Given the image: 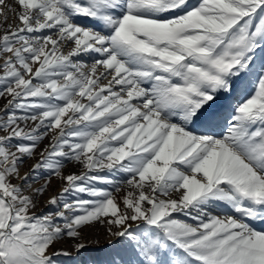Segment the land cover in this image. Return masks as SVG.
<instances>
[{
  "label": "snow or ice",
  "instance_id": "1",
  "mask_svg": "<svg viewBox=\"0 0 264 264\" xmlns=\"http://www.w3.org/2000/svg\"><path fill=\"white\" fill-rule=\"evenodd\" d=\"M0 100V264H264V0H0Z\"/></svg>",
  "mask_w": 264,
  "mask_h": 264
},
{
  "label": "rangeland",
  "instance_id": "2",
  "mask_svg": "<svg viewBox=\"0 0 264 264\" xmlns=\"http://www.w3.org/2000/svg\"><path fill=\"white\" fill-rule=\"evenodd\" d=\"M11 2V0H9ZM9 23L12 22L11 17L9 18ZM4 101L0 100V107H2ZM65 171L67 172H73L78 171V168L74 167L72 164H68L66 166ZM60 183L56 180L53 181L51 190L46 194L47 196H51L53 194H56L60 190ZM41 207H44L41 205ZM190 222V221H189ZM107 237L105 236L103 227L97 225L91 229L86 230V243L89 244V246L93 249H103L104 245L107 243ZM100 254V253H97Z\"/></svg>",
  "mask_w": 264,
  "mask_h": 264
}]
</instances>
